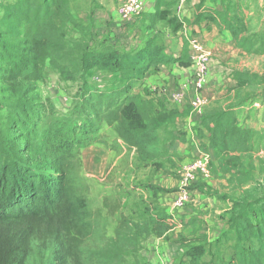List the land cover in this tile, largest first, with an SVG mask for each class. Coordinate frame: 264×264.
<instances>
[{
    "label": "trees",
    "instance_id": "16d2710c",
    "mask_svg": "<svg viewBox=\"0 0 264 264\" xmlns=\"http://www.w3.org/2000/svg\"><path fill=\"white\" fill-rule=\"evenodd\" d=\"M70 4L71 0H13L0 17V83L11 85L4 127L0 126V264H26L33 243L49 253L48 264H120L123 258L115 249L121 250L128 241L136 244L146 227L141 229L121 216L126 223L119 222L124 225L116 228L114 241L107 245L112 253L91 254L92 248L98 249L88 244L95 226L71 175L74 164L81 167L80 151L73 154L71 150L77 144L102 143L90 123L105 115L103 121L135 149L140 162L157 166L162 156L157 131L180 116L175 110L154 109L151 101L132 94V89L160 66L188 67V55L170 58L152 40L135 53L109 49L102 43L97 48L93 22L78 21ZM147 16L152 24L166 23L174 33L186 22L172 15L168 5H156ZM201 20L229 31L236 41L245 30L244 23L236 15L229 18L226 10L198 8L195 21ZM68 32L77 37L68 39ZM48 65L62 80L77 81L81 96L67 106L76 121L65 118L42 132L36 123L42 106L34 104L31 95L32 85L44 81ZM92 71L118 75L120 85L100 93L88 82ZM233 80L237 89L249 84L241 73L234 74ZM201 124L209 147L218 155V162L213 164L211 158L210 166L223 174L247 175L239 169L241 157L258 150L264 129L259 133L240 127L230 109L203 114ZM102 207L113 217L119 204L104 197ZM231 207L237 210L228 221L235 238V262L264 264L262 201L234 202ZM249 213H257L258 220L253 221ZM186 247V264H205L203 245Z\"/></svg>",
    "mask_w": 264,
    "mask_h": 264
},
{
    "label": "rangeland",
    "instance_id": "374dc122",
    "mask_svg": "<svg viewBox=\"0 0 264 264\" xmlns=\"http://www.w3.org/2000/svg\"><path fill=\"white\" fill-rule=\"evenodd\" d=\"M122 1L71 0L70 9L78 21L87 23L88 20H91L93 22V42L97 48L102 43L104 47L109 49L135 53L144 49L146 43L152 40L163 49L166 56L174 58L173 56H176V53L179 56L188 54L187 37L189 39L191 37L197 38L203 47L210 52L209 71L201 92L207 100V106L202 113L209 114L230 109L238 119L240 127L262 133L264 129V0H153L152 7L154 9L156 5L160 7L168 5L172 15L181 21H186L184 26L175 33L164 22L152 24L148 19V14L144 11L129 23L119 22V26L114 29L115 31H111L109 26L112 24L113 14L108 7L111 5V8L115 10ZM12 2L13 0H0V17L4 13L5 7ZM198 8L226 10L229 18L236 15L245 27L244 32L239 36V40L236 41L229 31L207 21L196 22L195 17ZM213 34L217 39V43L209 45ZM72 37L77 36L68 32L67 38ZM166 66L171 69L170 65ZM153 70L150 74L156 73L157 69ZM179 71L181 75H184L183 70ZM236 73L245 75L249 84L237 89L233 80ZM44 75L43 82L32 85L34 91L31 95L32 102L42 106L43 113L39 116L36 115L38 119L36 122L37 128L42 132H46L52 125H58L57 122L62 119L65 120V118H68L69 122L76 121V117L71 116L69 113L72 109V103L69 102L71 99L81 96L80 84L77 81L62 80L60 75L49 65L45 69ZM87 79L89 84L100 93L111 92L120 85L118 75L108 73L92 71L87 75ZM138 82L135 86H138ZM173 82H171V85L177 84ZM10 87L11 85L7 82L0 83V126L2 128L6 118L4 106L9 104V97L11 96L8 91ZM150 89L152 88L144 87L142 91L148 94L151 92ZM66 101L71 105L69 109L67 108L69 104H66ZM190 111L192 110L190 109ZM103 120H105V115H101L96 121L90 123L95 131L94 135L97 137V141L104 143L107 148H116L118 146L117 140H120L126 147L127 144L125 145L122 139L119 138L114 128L107 126ZM81 148L77 144L72 148L71 153L75 154ZM214 159L217 163L218 155L217 157L214 156ZM180 168L177 173V184ZM239 169L247 175L242 177L223 174L216 172L210 166L209 173L213 177V187L209 190L204 187L201 190L206 195L213 194L224 199L225 209L231 208L230 211H225L229 216L237 212L229 205L234 204V202H247L258 199L264 205V140L259 144L258 150L251 155L241 157V168ZM71 175L76 180L78 194L85 200L86 212L93 219L95 226L88 244L91 248L98 246V249L92 248L91 254L95 253L96 255L98 251L112 253L107 245L114 241L116 228L119 225H124L122 223H126L121 220V216L131 221V224L147 223L145 203H139L135 206L132 203H124L121 213L112 217L102 207V199L108 196L113 201L112 198L116 199L118 194L110 193L109 189L111 187L109 185L103 186L94 179L85 178L78 164H74ZM210 190L213 192H210ZM256 208L259 209V205ZM249 217L253 221L258 220L257 213L255 215L249 213ZM120 221H122L121 224H119ZM228 232L230 235L229 230ZM231 237L229 236L218 247L214 246L211 250H208V255L203 262L205 264H237L233 256ZM261 243L264 248V239ZM180 246L177 249L171 245L175 249L171 250L170 253L168 252V254L171 255L170 260L174 259L175 264H186L185 246L183 244ZM115 251L120 252L123 258L120 264H147L146 258L141 255L143 250H140L137 243L132 245L128 241L127 244L125 243L121 247V250L115 249ZM50 259L48 252L42 251L33 243L26 264H48ZM112 262L117 263L119 261Z\"/></svg>",
    "mask_w": 264,
    "mask_h": 264
},
{
    "label": "crops",
    "instance_id": "0c3cea01",
    "mask_svg": "<svg viewBox=\"0 0 264 264\" xmlns=\"http://www.w3.org/2000/svg\"><path fill=\"white\" fill-rule=\"evenodd\" d=\"M143 3L145 13L154 12L153 0H143ZM109 8L113 14L109 29L115 31L119 26L117 9L114 10L111 5ZM188 39L187 37V42ZM216 43L217 39L213 34L209 45ZM189 54L188 50V57ZM173 57L180 56L176 53ZM168 67L160 66L155 74H147L138 82V86H135L136 82L132 89V94L138 95L142 100L151 101L154 109L159 111L166 108L180 113L173 122L163 125L157 131L158 149L162 153L156 160L159 165L140 162L135 149L126 144L125 147L120 140H117L116 148H107L104 143H97L82 147L79 153L80 170L84 177L94 179L103 186L109 185L110 193L118 194L116 199L112 198L119 204L116 214L121 213L124 203H132L134 206L145 203L147 217L152 221L133 224L141 229L146 227V230L141 231L137 244L140 250H143L141 255L146 258L147 264H175L174 259L170 260L171 255L168 252L178 249L181 244L185 246V251L186 246L203 245L206 254L202 261L208 255V250L214 246L218 247L229 236H232V246L235 245L233 231L228 222L230 216L225 213L231 208L225 209L224 199L213 194L206 195L201 191L204 187L206 190L213 187L211 174L187 189L188 200L183 206L177 207L174 203L181 191L177 184L178 169L203 152L209 153L212 163L216 164L214 156L217 157V152L209 147L208 133L201 124L205 113L196 115L187 105L168 108L153 89H150L148 95L142 91L144 87H161L166 83H178L185 79L187 67L178 64L170 65L171 69ZM179 70H183L184 75H181ZM72 101L73 99L69 103Z\"/></svg>",
    "mask_w": 264,
    "mask_h": 264
},
{
    "label": "built area",
    "instance_id": "2783aa9c",
    "mask_svg": "<svg viewBox=\"0 0 264 264\" xmlns=\"http://www.w3.org/2000/svg\"><path fill=\"white\" fill-rule=\"evenodd\" d=\"M143 0H123L117 7L118 20L129 23L143 12ZM189 66L185 72V79L176 85L166 83L161 87H153L168 108H181L187 105L194 114L201 115L207 106V100L201 92L205 86L209 71L210 52L195 37L188 40ZM211 156L200 153L189 163L181 166L178 186L181 191L175 200V205L183 206L188 200L187 189L195 182L210 176L209 167Z\"/></svg>",
    "mask_w": 264,
    "mask_h": 264
}]
</instances>
